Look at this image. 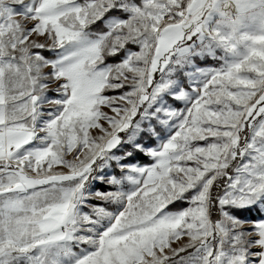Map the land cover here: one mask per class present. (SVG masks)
I'll return each mask as SVG.
<instances>
[{
  "label": "snow or ice",
  "instance_id": "obj_1",
  "mask_svg": "<svg viewBox=\"0 0 264 264\" xmlns=\"http://www.w3.org/2000/svg\"><path fill=\"white\" fill-rule=\"evenodd\" d=\"M0 264H264V0H0Z\"/></svg>",
  "mask_w": 264,
  "mask_h": 264
},
{
  "label": "rangeland",
  "instance_id": "obj_2",
  "mask_svg": "<svg viewBox=\"0 0 264 264\" xmlns=\"http://www.w3.org/2000/svg\"><path fill=\"white\" fill-rule=\"evenodd\" d=\"M201 66H219V61L208 59L204 65ZM202 143V142H201ZM141 161L147 162L146 158H143V156L139 157ZM182 205H176V207H181Z\"/></svg>",
  "mask_w": 264,
  "mask_h": 264
},
{
  "label": "trees",
  "instance_id": "obj_3",
  "mask_svg": "<svg viewBox=\"0 0 264 264\" xmlns=\"http://www.w3.org/2000/svg\"><path fill=\"white\" fill-rule=\"evenodd\" d=\"M143 158H145V157H143Z\"/></svg>",
  "mask_w": 264,
  "mask_h": 264
}]
</instances>
